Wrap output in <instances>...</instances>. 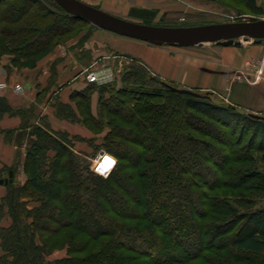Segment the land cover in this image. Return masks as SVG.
Masks as SVG:
<instances>
[{
	"label": "trees",
	"instance_id": "1",
	"mask_svg": "<svg viewBox=\"0 0 264 264\" xmlns=\"http://www.w3.org/2000/svg\"><path fill=\"white\" fill-rule=\"evenodd\" d=\"M222 1L264 15L257 0ZM157 15L130 12L148 25ZM81 23L90 24L55 0H0V55L35 69ZM136 60L121 87L100 88L98 117L86 113L109 131L103 147L118 164L108 177L83 166L62 139L32 131L26 182L8 184L0 202V264H264V117L214 103L210 93L179 94ZM86 91L77 98L89 99ZM146 141L152 157L140 150ZM222 189L227 196L210 194ZM57 251L66 257L51 260Z\"/></svg>",
	"mask_w": 264,
	"mask_h": 264
},
{
	"label": "rangeland",
	"instance_id": "2",
	"mask_svg": "<svg viewBox=\"0 0 264 264\" xmlns=\"http://www.w3.org/2000/svg\"><path fill=\"white\" fill-rule=\"evenodd\" d=\"M194 4L196 6L199 5V7L202 6L201 10L195 8L196 10H194V13L191 15H175L167 17L165 18V20L161 18L160 20H155L152 25L170 27L163 24H171L176 27H197L209 24H224L264 19V15L261 17L254 16L244 7L235 6L222 0H216L215 2L206 0H194ZM77 29L78 31L72 39L64 42V44L58 47H60V49H63V51H65L67 54H69V52H72L73 50L75 51L77 48L78 50L76 51L80 50V53L82 54L80 56V59L81 64H83L84 67L81 73H78V75H80L78 81H80L82 88L81 90L70 92V95L71 97H76V100L72 101H81L80 103H84L87 106L88 110L84 108H77L75 102H71L72 104L66 106L61 105L62 103H60L59 100L61 94V85H63V83L67 82L69 79H67L66 81H61V83L57 84L58 61H61L63 58L57 57L55 58V60H53L54 62L51 61L48 63H44L40 68H38L34 72L26 73V71H22L23 69H17V73L20 75L19 77H17V79H10L9 77H0V83L6 84V88H0V98L4 99L5 101V107H2L0 105V118L5 115L20 116L23 119L21 124V130L29 131L30 136L32 131L39 127L44 129V131H47L49 135L57 136L66 143V145L81 162V164H83V166L85 164L89 167L90 171L101 176L95 171V167L99 162V157L102 152H106L103 147V144L105 136L109 131H102L101 127H99L93 120L88 121L86 113L89 112L90 115L98 117L97 107H99L100 102V88L110 85H116L118 87H121L122 75L126 73L127 69L131 67V65H135L137 63L133 61V59L136 60V58L121 54L120 52H117L112 48L114 44H119L118 41H124L130 38H122L121 36L107 31L105 32L104 30L87 23L79 24L77 26ZM1 39L4 38L0 36V41ZM241 43L242 45L240 47H230L242 49V53L245 54L247 58L242 64H240L239 69L235 68L227 70V76L230 81L227 79L229 82L225 86V90L222 91L219 89L214 90V92L199 90L195 91L203 95L210 93L212 94V100L214 103L226 106L231 105L242 114H255L264 117V76L258 83H253L254 78L253 76L250 77L255 64L259 66L263 64L264 66V58L260 59L262 58V53L250 54V52H247V48L251 47L253 42L247 43L242 40ZM90 45L91 49H89ZM220 47V45L212 43L196 47H189V49H195L193 51H196V49L205 48L209 50L217 49L219 51ZM89 51H96L95 56L89 58ZM196 54L199 55L200 52L192 53V55L195 56H192V58H194V63L204 62L203 64L205 65L213 64L212 62L205 63V61H202V59L196 58ZM208 57L214 59L213 56ZM214 57H218L219 59H221L220 56ZM11 60L12 55L9 53L0 55V66L3 65L7 73H10L11 68H13H10ZM136 61L139 60L137 59ZM105 68H110L114 72L115 80L112 83L108 85H96L95 87H93L92 84H89L87 82V74H89L91 71L103 70ZM44 71L47 73H44ZM240 71H247V73L250 74V76L247 77L248 80L246 79V77H237V74ZM30 75L32 77H30ZM152 75L154 74L152 73ZM25 76L26 78L24 80L23 77ZM41 79H43V83L39 82L40 85L35 87L34 84L37 85L38 81H41ZM35 81H37V83ZM168 83L173 84L177 88H186L183 83L179 84L171 81ZM51 85L54 86L55 89H51ZM18 87H20V89H17ZM35 88L36 93L38 94L37 100L27 105L26 107L28 108H23V106H21V103L24 99H27V96H30V94L35 91ZM84 91H86V95H88L89 99L80 100L79 98H77L81 95L77 96L76 93H83ZM12 100L13 103L9 102ZM96 101H98L97 105L94 106L93 102ZM6 107L8 108V111H5V109H7ZM64 107H67V109L69 108L70 114H68V112L66 113ZM119 109L120 112L118 113V115H127V107L119 105ZM72 110L74 111V113ZM64 114H68L69 116L67 117ZM72 127L74 129H78V127H81L84 130L86 129V131H74ZM152 129H154V127H152ZM31 141L32 139L29 138L28 146H30ZM247 143L248 139L243 142L241 148L245 149L244 147L247 146ZM152 148L153 143L146 141L145 148H141L140 150L144 151L146 154L151 156L153 152ZM107 154L112 156L109 153ZM53 157V150H47V159L43 161L44 165H49V163H51L50 160H52ZM112 157L116 159V162L118 164V159L114 156ZM128 158L129 157L126 156V159ZM9 169L11 168L7 167L2 171V173H0V179L8 178ZM15 171L16 174L14 175V180L16 184L23 185L26 182L23 168L19 170V168L15 167ZM226 191L227 190L222 189L218 192H213L210 194L212 196H227L225 195ZM228 192H230V195L234 197L241 195V193L239 192ZM29 200L30 206L37 207L39 205L35 197ZM258 207H264V197L258 199ZM8 223L9 221L5 219L2 224L6 226ZM206 255L210 256L211 254ZM62 257H66V251H57L50 257V259L55 260ZM202 262L203 260H200L198 263Z\"/></svg>",
	"mask_w": 264,
	"mask_h": 264
},
{
	"label": "crops",
	"instance_id": "3",
	"mask_svg": "<svg viewBox=\"0 0 264 264\" xmlns=\"http://www.w3.org/2000/svg\"><path fill=\"white\" fill-rule=\"evenodd\" d=\"M89 6L100 9L111 15L137 22H142L137 18L130 16L132 9H143L148 11H156L158 13L155 20H160L164 17H171L175 15H191L194 13L195 8L201 10L202 6L199 7L194 4V0H79ZM209 1V0H206ZM216 1V0H215ZM212 1V2H215ZM259 6L264 8V0H257ZM184 19V18H182ZM154 20V21H155ZM106 32V31H105ZM123 38V37H122ZM119 44H114L113 49L121 54L132 56L141 61L155 76L159 77L163 81L183 83L189 90L199 91H211L214 90H225V86L230 81L227 76L228 69H239L240 64L246 60L245 54L242 53V49L233 47H220L217 49H195L189 48H175V47H158L146 42L136 41L127 39L124 41H118ZM91 49V45L89 46ZM76 50H78L76 48ZM72 51L67 54L60 47L55 48L47 57H45L35 69H23L26 73L34 72L42 66L44 63L51 62L55 58H62L58 61V80L57 84L61 81L67 82L61 85L60 89V103L61 105L72 104V97L70 92L81 90L80 81L78 78L84 65L81 64L80 56L82 55L79 51ZM82 52V50H81ZM96 51H89V58L95 56ZM200 52L196 56L198 59H202L205 63L212 62L213 64H203L204 62L194 63L192 53ZM247 52L250 54L262 53L260 59L264 58V41L261 43H252V46L247 48ZM67 54V55H66ZM208 56H213L211 59ZM214 56H220L221 59ZM195 57V56H193ZM200 57V58H199ZM208 61V62H207ZM54 62V61H53ZM6 67V66H5ZM243 67V66H241ZM11 68V66H10ZM44 73H47L44 71ZM32 75V74H31ZM30 75V77H32ZM20 75L17 73L16 68H11L10 73H7L4 66H0V77L17 79ZM24 80L26 78L23 77ZM71 78V79H70ZM232 78V77H231ZM31 79V78H30ZM229 81H228V80ZM38 81V84H34L35 87L43 83ZM37 83V81H35ZM40 82V83H39ZM264 82V81H263ZM51 89H55L54 86H50ZM38 94L35 91L27 96L21 103V106L25 108L32 102L37 100ZM49 97V96H48ZM15 101V100H14ZM13 103L12 101H9ZM97 102H93L94 106ZM11 103V104H12ZM40 104V103H39ZM14 105V104H13ZM40 106V105H39ZM41 107V106H40ZM28 108V107H26ZM22 118L20 116L5 115L0 118V173L5 168H19L21 170L24 166L26 159V153L29 149L28 139H34L30 136L29 131L21 130ZM73 128V127H72ZM27 129V128H26ZM74 131H86L78 127ZM72 131V130H71ZM30 136V137H29ZM25 176V174H24ZM26 178V176H25ZM6 187L0 185V202L6 194Z\"/></svg>",
	"mask_w": 264,
	"mask_h": 264
},
{
	"label": "water",
	"instance_id": "4",
	"mask_svg": "<svg viewBox=\"0 0 264 264\" xmlns=\"http://www.w3.org/2000/svg\"><path fill=\"white\" fill-rule=\"evenodd\" d=\"M55 1L71 16L82 19L99 29L158 47L189 48L212 43L224 47H240L242 40L247 43L264 41V19L197 27H164L126 20L79 0ZM171 89L182 95L201 97V94L193 90L175 87ZM250 115L255 118H262L255 114ZM14 175V171L10 170L8 178L0 179V185L7 186L13 183Z\"/></svg>",
	"mask_w": 264,
	"mask_h": 264
},
{
	"label": "built area",
	"instance_id": "5",
	"mask_svg": "<svg viewBox=\"0 0 264 264\" xmlns=\"http://www.w3.org/2000/svg\"><path fill=\"white\" fill-rule=\"evenodd\" d=\"M250 76V74L247 73V71H240L238 74H237V77H247ZM254 78L253 80V83H258L264 76V66L263 64H261L260 66L259 65H254V69L252 70L251 72V76ZM86 79H87V82L89 84H92V85H108L110 83H112L114 80H115V77H114V72L112 71V69L110 68H105L103 70H94V71H91L89 74H87L86 76ZM248 80V79H247ZM0 88L3 89V88H6V84L4 83H0ZM17 89H20V87H18ZM111 159L113 160L114 159V164H108L109 166V171H108V175H102L100 173V164L102 162H107L108 159ZM101 160V162L99 163V166L95 167V171L100 174L101 176H104V177H108L112 171L115 169L116 165H117V162H116V159L113 158L112 156L108 155L106 152H102V154L100 155L99 157V161Z\"/></svg>",
	"mask_w": 264,
	"mask_h": 264
},
{
	"label": "bare ground",
	"instance_id": "6",
	"mask_svg": "<svg viewBox=\"0 0 264 264\" xmlns=\"http://www.w3.org/2000/svg\"><path fill=\"white\" fill-rule=\"evenodd\" d=\"M100 162H101V160L97 163L96 167L99 166V163H100ZM101 166H103V167H101ZM99 170H100V173H101L102 175H108V171H109L108 163H107V162H102V163L100 164V168H99Z\"/></svg>",
	"mask_w": 264,
	"mask_h": 264
},
{
	"label": "snow or ice",
	"instance_id": "7",
	"mask_svg": "<svg viewBox=\"0 0 264 264\" xmlns=\"http://www.w3.org/2000/svg\"><path fill=\"white\" fill-rule=\"evenodd\" d=\"M107 163L108 164H113V163H115L114 161H112L110 158L107 160ZM101 167H103V166H101Z\"/></svg>",
	"mask_w": 264,
	"mask_h": 264
},
{
	"label": "clouds",
	"instance_id": "8",
	"mask_svg": "<svg viewBox=\"0 0 264 264\" xmlns=\"http://www.w3.org/2000/svg\"><path fill=\"white\" fill-rule=\"evenodd\" d=\"M112 161H114V159H113ZM113 164H114V163H113Z\"/></svg>",
	"mask_w": 264,
	"mask_h": 264
}]
</instances>
